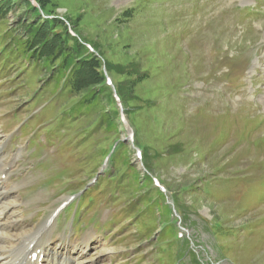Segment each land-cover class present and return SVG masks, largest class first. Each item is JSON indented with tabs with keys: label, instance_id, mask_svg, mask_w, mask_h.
Instances as JSON below:
<instances>
[{
	"label": "rangeland",
	"instance_id": "rangeland-1",
	"mask_svg": "<svg viewBox=\"0 0 264 264\" xmlns=\"http://www.w3.org/2000/svg\"><path fill=\"white\" fill-rule=\"evenodd\" d=\"M3 141L95 261L264 264V0H0Z\"/></svg>",
	"mask_w": 264,
	"mask_h": 264
},
{
	"label": "bare ground",
	"instance_id": "bare-ground-1",
	"mask_svg": "<svg viewBox=\"0 0 264 264\" xmlns=\"http://www.w3.org/2000/svg\"><path fill=\"white\" fill-rule=\"evenodd\" d=\"M211 30V29H210ZM254 159V158H253ZM247 165V164H246ZM1 215V214H0ZM2 218V216H0V226L2 225V223H1V219ZM260 220V219H259ZM2 250H6V248H3ZM74 258H77V257H74Z\"/></svg>",
	"mask_w": 264,
	"mask_h": 264
}]
</instances>
